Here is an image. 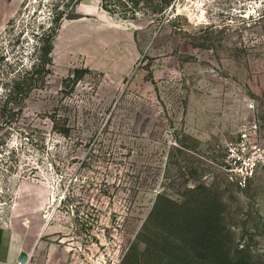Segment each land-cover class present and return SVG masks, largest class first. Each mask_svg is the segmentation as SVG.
<instances>
[{"label": "rangeland", "instance_id": "obj_1", "mask_svg": "<svg viewBox=\"0 0 264 264\" xmlns=\"http://www.w3.org/2000/svg\"><path fill=\"white\" fill-rule=\"evenodd\" d=\"M76 3L26 0L0 35L2 109L35 35L81 16L0 129V224L26 233L25 264H264V167L244 189L224 169L246 125L264 141V0Z\"/></svg>", "mask_w": 264, "mask_h": 264}, {"label": "trees", "instance_id": "obj_2", "mask_svg": "<svg viewBox=\"0 0 264 264\" xmlns=\"http://www.w3.org/2000/svg\"><path fill=\"white\" fill-rule=\"evenodd\" d=\"M81 1L82 0H77L76 4L79 5ZM126 1L127 0H101V7L111 15H118L125 19L136 18V13H134L135 11H133V8H135V6L139 3V0H131L133 4L131 6V11H119L120 8H127V5L125 4ZM145 1L151 2L153 0ZM159 2L161 3L164 11L167 10L168 12V9L174 4L175 0H159ZM80 17L81 16L77 14L60 16L59 18H57L56 26L54 28L48 31L38 32L35 35L38 39V48L40 55L36 59V61H33V63L28 69H25L22 72L19 71L14 77L10 79V82L6 85L5 94L3 97L4 105L2 109H0V115H3L2 118L0 117V129L2 127H9L12 130L15 129L14 126L17 125L15 124L16 119L11 117L17 112L13 111L12 109H8L9 105L19 104V102H21V99H26L34 89L43 87L46 84V80L48 76L52 73V68L54 65V42L64 20L78 19ZM79 79L80 77L78 76L74 77L75 82H77ZM183 226L190 230L195 227V222H191V220L186 219L183 223ZM202 239H198V242H200L202 248H204V239ZM201 256V260L204 261L206 258L203 254ZM234 258L229 259L228 254H225L224 252H219V256L217 259L220 260L223 264H251L249 259L237 257L234 260Z\"/></svg>", "mask_w": 264, "mask_h": 264}, {"label": "built area", "instance_id": "obj_3", "mask_svg": "<svg viewBox=\"0 0 264 264\" xmlns=\"http://www.w3.org/2000/svg\"><path fill=\"white\" fill-rule=\"evenodd\" d=\"M259 132L256 122L249 123L240 131L238 139L226 148L224 169L230 181L242 189L248 187L264 167V141Z\"/></svg>", "mask_w": 264, "mask_h": 264}, {"label": "crops", "instance_id": "obj_4", "mask_svg": "<svg viewBox=\"0 0 264 264\" xmlns=\"http://www.w3.org/2000/svg\"><path fill=\"white\" fill-rule=\"evenodd\" d=\"M25 1L0 0V35L17 16ZM78 10L80 6L77 7ZM29 246L27 235L21 230V226L0 224V264H20L22 253L28 254Z\"/></svg>", "mask_w": 264, "mask_h": 264}, {"label": "water", "instance_id": "obj_5", "mask_svg": "<svg viewBox=\"0 0 264 264\" xmlns=\"http://www.w3.org/2000/svg\"><path fill=\"white\" fill-rule=\"evenodd\" d=\"M28 260V254L27 253H22L21 257H20V262L21 263H26Z\"/></svg>", "mask_w": 264, "mask_h": 264}]
</instances>
